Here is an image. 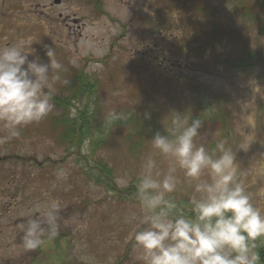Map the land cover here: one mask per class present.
Here are the masks:
<instances>
[{
  "label": "rangeland",
  "instance_id": "rangeland-1",
  "mask_svg": "<svg viewBox=\"0 0 264 264\" xmlns=\"http://www.w3.org/2000/svg\"><path fill=\"white\" fill-rule=\"evenodd\" d=\"M100 1V8L93 0L0 7V47L25 43L34 51L29 59L45 62V45L55 50L64 65L57 100L74 91L75 78L93 88L71 100L66 115L53 100L45 119L0 142V264H143L131 219L140 213L138 200L126 189L155 153L150 140L166 135L176 114L202 120L199 142L210 152L221 140L233 148L237 177L264 213V0ZM246 52L262 61L236 69ZM83 107L87 135L73 142L62 120ZM141 124L147 135L132 130ZM154 158L166 171L169 160ZM60 169L66 180L57 178ZM121 176L127 188L116 184ZM177 176L172 195L186 205L195 182L180 170ZM52 200L61 204L59 235L25 249L22 226L41 219L40 208Z\"/></svg>",
  "mask_w": 264,
  "mask_h": 264
},
{
  "label": "clouds",
  "instance_id": "clouds-1",
  "mask_svg": "<svg viewBox=\"0 0 264 264\" xmlns=\"http://www.w3.org/2000/svg\"><path fill=\"white\" fill-rule=\"evenodd\" d=\"M25 48V43L0 47V123L7 131L0 142L18 137L55 107V85L64 65L52 47L45 45L46 62L39 55L29 59L34 51ZM171 125L166 135L157 132L150 140L155 153L169 160L167 170L161 172L155 153H149L137 176L140 213L131 219L137 222L133 239L143 264H264L259 251L264 246V213L237 177L233 148L221 140L207 150L199 142V118L189 122L176 114ZM178 170L195 182V194L186 205L172 195L180 183ZM67 177L66 170H58V179ZM116 184L127 188L129 179L121 176ZM60 210V202L52 200L40 208L41 219L22 226L25 249L35 250L45 236L51 240L59 235Z\"/></svg>",
  "mask_w": 264,
  "mask_h": 264
},
{
  "label": "trees",
  "instance_id": "trees-1",
  "mask_svg": "<svg viewBox=\"0 0 264 264\" xmlns=\"http://www.w3.org/2000/svg\"><path fill=\"white\" fill-rule=\"evenodd\" d=\"M245 15H247L248 17H253V14L251 10H246L244 11ZM259 54L255 55L252 54L251 52H246L244 55H242L240 57V59L237 61L238 62V66H236L238 68H241L242 70L245 69H249L251 67H255L258 66V64L262 61L258 59ZM74 91H71L69 97H64L63 99L57 100L55 99V101L59 102V105L63 108V113H67L68 111V107L70 104L71 100H74V98L76 97H82V91L85 89H90L91 90V86H89L87 84V82H85V84L83 83V81H79V83L77 84V80H76V84L73 87ZM93 89V88H92ZM92 91V90H91ZM86 111L84 110V107L79 109L76 116L73 118H68L65 121L62 120V124L64 126V129L66 131V137L71 138L73 142L75 141H79L81 138H85L87 135V127H85V122H87L86 118ZM66 115V114H65ZM193 118H191L192 120ZM213 120V118H212ZM134 119L131 120V123H134ZM137 129L135 131V133H141L142 135H147L150 131L149 128L145 127L143 124H141L140 126H138V128H133L132 130ZM133 134H135L132 131ZM105 168H100V171L103 172ZM127 193L131 194V195H136V182L132 183L130 185V187L128 189H126ZM262 245H264V241L261 242ZM260 251V255H261V260L264 261V246L261 247Z\"/></svg>",
  "mask_w": 264,
  "mask_h": 264
},
{
  "label": "flooded vegetation",
  "instance_id": "flooded-vegetation-1",
  "mask_svg": "<svg viewBox=\"0 0 264 264\" xmlns=\"http://www.w3.org/2000/svg\"><path fill=\"white\" fill-rule=\"evenodd\" d=\"M57 1V2H56ZM94 1V5L97 7V8H100V5H101V1L100 0H93ZM61 2V0H52V3L54 5H59ZM90 2H92V0H90ZM0 7H2V10L4 11H10V8H9V0H0ZM67 20V19H65ZM70 22L69 21H66L65 24L68 25V26H73L71 24H69ZM69 27V28H71Z\"/></svg>",
  "mask_w": 264,
  "mask_h": 264
},
{
  "label": "water",
  "instance_id": "water-1",
  "mask_svg": "<svg viewBox=\"0 0 264 264\" xmlns=\"http://www.w3.org/2000/svg\"><path fill=\"white\" fill-rule=\"evenodd\" d=\"M57 2V1H56Z\"/></svg>",
  "mask_w": 264,
  "mask_h": 264
}]
</instances>
